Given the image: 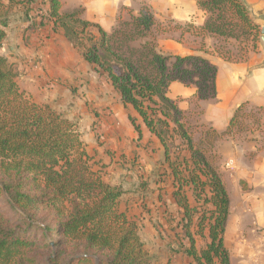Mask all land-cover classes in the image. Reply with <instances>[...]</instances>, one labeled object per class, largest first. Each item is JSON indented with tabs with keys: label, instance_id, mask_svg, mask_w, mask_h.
<instances>
[{
	"label": "trees",
	"instance_id": "trees-1",
	"mask_svg": "<svg viewBox=\"0 0 264 264\" xmlns=\"http://www.w3.org/2000/svg\"><path fill=\"white\" fill-rule=\"evenodd\" d=\"M39 3L49 4L46 16L54 31L62 30L84 62L108 80L123 107L134 111L129 120L139 140L141 120L162 145L172 196L183 214L179 251L195 264H231L225 244L230 199L215 147L224 138L238 142L234 130L239 124L244 130L240 120L264 113V107L248 113L249 106L242 104L225 132L205 127L197 143L168 91L181 82L196 86L200 100L214 97L217 69L206 58L163 55L157 38L148 39L159 26L148 7L138 15L122 9L116 28L107 33L83 20L82 10L62 13L60 0H0V47L17 8L25 10L31 28L37 26L31 13ZM197 3L208 19L201 31L238 41V61L245 59L250 43L256 48L259 26L243 0ZM124 12L130 21L124 22ZM40 17L42 25L45 17ZM126 26L130 31L123 30ZM117 40L141 41L140 48L125 53L120 49L124 45L115 47ZM17 79L13 64L0 55V264H150L138 223L119 210L124 191L104 180L77 124L34 103ZM207 232L209 242L199 250L197 239Z\"/></svg>",
	"mask_w": 264,
	"mask_h": 264
},
{
	"label": "crops",
	"instance_id": "crops-1",
	"mask_svg": "<svg viewBox=\"0 0 264 264\" xmlns=\"http://www.w3.org/2000/svg\"><path fill=\"white\" fill-rule=\"evenodd\" d=\"M60 1L62 13L70 14L82 10L83 20L100 26L107 33H112L116 28L124 8L138 14L142 8L148 7L153 12L156 22L169 21L173 24L175 31L160 38L158 50L163 55L202 56L217 69L214 97L200 100L196 86H186L181 82H174L169 88L168 96L177 102L185 116L189 117L198 112L197 124L223 133L242 104L252 108L264 107V0H243L252 22L259 26L260 32L256 48L250 43L247 56L239 61L238 41L201 31L208 19L205 12L199 9L197 0ZM48 9L49 4L39 3L35 6L31 13L36 18L35 28H31L22 15L14 17L6 30L7 37L0 47V55L5 56L13 64L18 75V84L28 91L38 104H53L54 100L67 98L69 91L76 87L80 92L90 93L82 99L86 101L94 96L101 84L117 96L118 110L126 115L137 134L129 120V115L136 116L134 111L123 107L108 80L94 72L93 68L84 62L64 32L60 29L54 31V22L46 16ZM19 10L24 9L17 8L15 10L17 14ZM40 16L45 17L42 25ZM202 48L210 53L205 54L201 51ZM138 123L142 138L139 140L137 134V140L141 142L145 136H149L154 143V147L149 150V160L145 161L146 168H151L152 158L155 159L159 155V158L163 159V165L160 167L163 177L157 175L159 179L154 184L155 190H147L154 188L152 184L151 186L142 184L143 192L138 193L142 196L141 203L151 201L153 204L154 210L145 212L146 220L154 226L156 220L163 222L171 218L172 211L182 212L172 196L173 185L164 165L162 145L141 120H138ZM261 145L259 138L244 142L224 138L216 144L218 155L223 160L232 164L235 162V167L227 166V163L226 169L220 171L230 199L225 244L230 252L231 264H264V148L258 151ZM147 150H143L144 157L147 156L145 154ZM154 150L159 154L154 155ZM251 154L254 156L251 157ZM160 179L163 184L161 189ZM228 184L234 190V197ZM123 197L124 195L119 205L120 212L138 223L135 216L123 206ZM165 202L170 210L165 207ZM139 205L135 203V208L137 209ZM184 256L180 252L176 258L181 259ZM186 262L192 263L190 259Z\"/></svg>",
	"mask_w": 264,
	"mask_h": 264
},
{
	"label": "rangeland",
	"instance_id": "rangeland-1",
	"mask_svg": "<svg viewBox=\"0 0 264 264\" xmlns=\"http://www.w3.org/2000/svg\"><path fill=\"white\" fill-rule=\"evenodd\" d=\"M17 13H13V19L14 17L17 18L23 15L26 21L24 16L25 10H19V14ZM123 19L125 20L124 22L130 21L131 16L127 12H124ZM157 24L159 26H156L152 34L148 35V39H152L153 36L156 37L157 43L162 36H167L170 32L175 31L174 25L169 21H158ZM122 28L126 31H130L131 29V27L128 26ZM93 33L99 40V35L95 31ZM115 42L116 48L124 45V47L120 49L127 53V48L133 47L139 49L141 41L123 43L121 40H117ZM197 77L198 76H194L195 81H198ZM21 89L34 102L30 93L22 87ZM87 94L90 93H86V91L80 92V89L76 87L69 91L67 98L62 97L61 99L54 100L53 104L34 103L41 106L48 105L77 124L89 155L93 157L97 167L102 169L103 177L105 176L104 180L112 186L122 188L125 192L123 206H126L127 210L133 214L138 221L139 235L150 256V264H188L186 262L187 259L192 261L190 264H195L194 260L187 257L184 253L183 255L185 256L183 258H176L179 254L178 252H181L179 250H181L180 245L182 243L179 235H182V213L172 211L171 218L163 222L156 220L154 226L146 220L147 213L145 211L149 212V210L152 211L154 209L151 201L141 203L142 196L138 195L139 192H143L141 191V185L151 186L152 184L154 188H148L147 190L154 191L156 188L154 184L159 179L157 175L159 174L161 175L160 177H163V172L160 169L163 165V159L159 158L158 151L154 150V155H158L155 159L151 157L153 160L151 168H146L145 161L149 160V150L154 147V143L149 136H145L141 142L137 140V134H135L126 115L120 113L118 110L117 104L119 102L117 96L114 95L112 91H108L106 87L99 84V89H96L94 96H91L86 101L82 100ZM92 97H94V99H92ZM251 109L253 108L248 107L247 112L249 113ZM253 115H255L254 118L245 117L240 120L244 125L243 131H240L239 127L241 124H239L236 126L234 132L236 133L238 142L259 138L262 144L261 147L264 148V113L256 112ZM196 116H198V112L193 113L189 117L185 116V121L192 129L194 140L199 143V141L204 138V133L207 131L208 127L205 128L197 124ZM146 149H148L145 152L147 156L144 157L143 150ZM215 152L218 157V169L223 171L226 169V164L230 161L223 160L222 157L218 155L216 147ZM231 166L235 167V162L231 164ZM159 181L161 189L163 187L161 183L162 179ZM228 186L234 197V190L231 188L230 184H228ZM186 191L191 197L192 206H195L196 203H194L191 191L189 189ZM135 203L140 204L137 209L135 208ZM165 207L170 210L166 202ZM207 207L209 209V206ZM161 223L163 225H161ZM208 242L209 238L207 232L204 237L197 239V248L199 250L206 248ZM185 244H187V242H185Z\"/></svg>",
	"mask_w": 264,
	"mask_h": 264
},
{
	"label": "built area",
	"instance_id": "built-area-1",
	"mask_svg": "<svg viewBox=\"0 0 264 264\" xmlns=\"http://www.w3.org/2000/svg\"><path fill=\"white\" fill-rule=\"evenodd\" d=\"M232 164V162L228 163L227 166H230Z\"/></svg>",
	"mask_w": 264,
	"mask_h": 264
},
{
	"label": "water",
	"instance_id": "water-1",
	"mask_svg": "<svg viewBox=\"0 0 264 264\" xmlns=\"http://www.w3.org/2000/svg\"><path fill=\"white\" fill-rule=\"evenodd\" d=\"M263 33H264V30H263Z\"/></svg>",
	"mask_w": 264,
	"mask_h": 264
}]
</instances>
